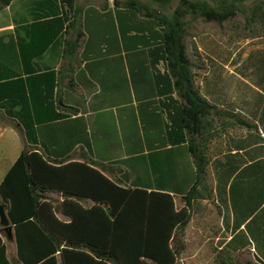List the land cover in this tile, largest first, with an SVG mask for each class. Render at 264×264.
Wrapping results in <instances>:
<instances>
[{
	"label": "crops",
	"instance_id": "0c3cea01",
	"mask_svg": "<svg viewBox=\"0 0 264 264\" xmlns=\"http://www.w3.org/2000/svg\"><path fill=\"white\" fill-rule=\"evenodd\" d=\"M129 1L14 0L1 9L0 85L14 97L13 90L24 88V104L13 98L0 106V129L21 136L20 115L36 131L39 153L103 164L120 186L167 192L181 210L197 181L190 108L169 70L163 27L123 7ZM139 1L171 16L181 0ZM186 20V53L201 95L256 127L231 129L209 145L213 198L187 207L192 218L177 264H215V252L223 249L241 262L264 264V36ZM55 113L66 118L51 120ZM214 121L220 128L221 120ZM52 195L59 206L61 195ZM57 217L70 221L59 209ZM190 247L198 250L184 254Z\"/></svg>",
	"mask_w": 264,
	"mask_h": 264
},
{
	"label": "trees",
	"instance_id": "16d2710c",
	"mask_svg": "<svg viewBox=\"0 0 264 264\" xmlns=\"http://www.w3.org/2000/svg\"><path fill=\"white\" fill-rule=\"evenodd\" d=\"M13 1L0 0V10ZM73 1L65 0L68 4ZM157 1L167 3L171 0ZM248 1L181 0L171 16L159 14L139 0H130L123 5L155 18L163 27L168 67L190 108L191 119L187 127L197 181L184 196L186 207L181 210L167 192L120 186L104 174L103 164L92 160L77 162L71 158L53 160L43 152L39 153L36 131L32 132L19 115L16 129L26 144L0 184V204L7 207L20 264H177V258L185 249L182 240L192 218L187 207L213 198L209 184V145L219 134L224 135L231 129L256 127L241 115L221 109L201 95L194 81V65L186 53L190 23L186 17L223 25L239 12L246 13ZM253 1L251 14L245 18V29L253 32V24L258 22L261 31L258 36H264V0ZM194 53L197 55L196 46ZM53 89L52 86L47 100L53 96ZM13 91L17 96L11 95L7 85H0V106L6 100L9 104L13 98L19 105L24 104V88L17 87ZM73 113L77 111L73 110ZM64 118L66 116L61 113L50 117L51 120ZM214 118L221 120L220 128H215ZM23 128L27 131L24 135ZM53 193L62 197L59 206H55L50 198ZM89 200L92 203L88 206ZM58 209L70 218L69 222L57 217ZM0 264H12L1 234ZM215 264L255 263L241 262L238 256L223 249L215 252Z\"/></svg>",
	"mask_w": 264,
	"mask_h": 264
},
{
	"label": "rangeland",
	"instance_id": "374dc122",
	"mask_svg": "<svg viewBox=\"0 0 264 264\" xmlns=\"http://www.w3.org/2000/svg\"><path fill=\"white\" fill-rule=\"evenodd\" d=\"M254 2L255 1L253 0L247 2L246 13L243 14L242 12H239L235 18L225 22L226 28L242 31L244 32L245 35H254V36L260 35L261 34L260 33L261 31L259 29L260 24L258 22H255L253 24V32L245 29V18L247 16H250L251 14L250 8L253 6ZM221 41L227 43L230 41L233 42L234 40L223 38ZM237 41H241V40H237ZM0 125H4V120H0ZM23 140L24 138L11 128H7L4 131L0 129V179L6 174V172L14 164V162L17 160L18 156L20 155L23 149ZM51 199L55 201V203L60 202V198H58L57 196L52 195ZM0 203H1V199H0ZM0 206L2 205L0 204ZM1 234L8 246V255L10 259L12 260L13 264H19L17 259V246L14 235L12 237H9L4 230L2 231ZM197 250L198 248H192V247L186 248L184 254L193 253L194 251ZM202 252L206 254L214 253L213 248H205V249L203 248L201 253Z\"/></svg>",
	"mask_w": 264,
	"mask_h": 264
},
{
	"label": "water",
	"instance_id": "95a60500",
	"mask_svg": "<svg viewBox=\"0 0 264 264\" xmlns=\"http://www.w3.org/2000/svg\"><path fill=\"white\" fill-rule=\"evenodd\" d=\"M0 226L8 234L9 237L14 235L13 226L7 213V207L0 206Z\"/></svg>",
	"mask_w": 264,
	"mask_h": 264
}]
</instances>
